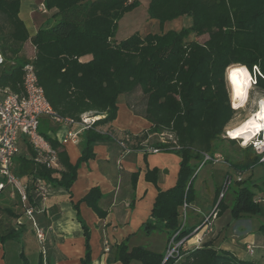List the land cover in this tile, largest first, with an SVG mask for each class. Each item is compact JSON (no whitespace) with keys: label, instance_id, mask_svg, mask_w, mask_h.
Segmentation results:
<instances>
[{"label":"trees","instance_id":"trees-1","mask_svg":"<svg viewBox=\"0 0 264 264\" xmlns=\"http://www.w3.org/2000/svg\"><path fill=\"white\" fill-rule=\"evenodd\" d=\"M43 5L54 10L50 25L40 26L31 35L19 17L20 0H0V49L5 58L0 66V87L20 92L23 67L30 62L58 117L78 120L85 112L101 113L104 117L80 133L81 154L74 163L64 145L50 134V119H41L38 131L56 150L60 168H48L35 161L34 150L23 140L27 155L16 157L14 166L15 174L30 186L23 208L33 207L34 217L39 211L37 206L42 201L32 189L33 179L40 178L50 187L69 191L79 165L94 157L96 144L112 141L123 153L118 137L127 134L134 150L145 144L180 157L175 184L158 190L150 217L141 230L146 235L154 230L164 231L168 241L179 230L175 239L181 240L192 231L181 227L179 208L184 201L191 204L195 200V163L205 153L215 155L216 141L236 113L230 104L225 70L230 65H242L253 75L255 87L264 92V0H148L150 18L163 23L188 15L191 24L179 31L144 36L134 32L118 42L114 39L118 21L134 10L139 0H43ZM191 35L193 39L189 38ZM204 36L203 41L198 40ZM27 42L34 50L31 57L22 51ZM136 93L143 99L141 115L150 123L147 130L133 134L127 130L98 129L116 119L121 95ZM242 151L244 158L240 162H229L240 174L261 163L260 156L249 146L242 147ZM137 177V172L131 174L132 188ZM144 178L156 184L158 170L147 169ZM229 180L226 178V184ZM248 181H233V199L227 205L221 197L216 205L218 213L228 207L232 219L261 214L259 196L251 190L254 182ZM102 195L97 186L91 187L73 207L78 212V203L84 202L99 218H105L106 211L99 204ZM77 218L85 243L82 264H90L89 230L79 215ZM21 231L20 227L13 229L1 235L0 241L17 237ZM259 231L264 233V223ZM163 258L164 252L142 246L129 248L124 242L114 252V259L122 264H174V260L163 262ZM22 263L28 264L24 256ZM39 264H43L42 259ZM179 264L254 262L217 250L208 241L183 249Z\"/></svg>","mask_w":264,"mask_h":264},{"label":"crops","instance_id":"crops-1","mask_svg":"<svg viewBox=\"0 0 264 264\" xmlns=\"http://www.w3.org/2000/svg\"><path fill=\"white\" fill-rule=\"evenodd\" d=\"M53 11L44 7L43 0H20L19 17L31 35L40 26L50 25ZM132 12L133 10L124 14L121 19L126 22L125 19L132 15ZM140 30L141 27L128 24L122 33L123 36L134 32L140 34ZM114 39L117 42L121 40L115 37ZM120 97H122L121 103ZM120 97L116 119L110 124L101 126L100 130L103 132L127 130L133 134L147 130L150 123L141 115L144 104L134 107L130 100L131 96ZM48 123L52 127L50 134L58 140H61L67 131L77 129L76 126L53 123L51 120ZM79 135L75 141L63 144L72 163L77 162L81 154ZM23 140H25L23 137L19 139L16 157L27 155ZM93 151L94 157L79 165L78 176L69 191L50 187L48 198L37 206L39 211L35 219L45 232L43 247L24 213L18 196L12 195L9 187L0 192V236L18 227L22 230L17 237L0 241V264H23L22 256L26 258L28 264H39L40 259L43 264H82L85 243L78 215L89 230L90 264H122L114 259L115 248L121 242L127 244L129 248L142 246L156 252L165 251L167 242L157 241L155 230L146 235L141 230V226L150 217L158 190L168 189L175 184L180 157L169 151L146 155L140 150L121 153L118 145L112 141L96 144ZM16 165L17 162H14V166ZM153 168L158 170L156 184L144 178L146 170ZM210 170L211 174H219L223 178L228 173L221 167L212 166ZM134 172L138 173V177L135 188H132L130 179ZM221 182L222 177L217 187L213 185L208 189L209 199L203 203V206L194 185L195 200L191 203L192 208L188 211L187 220L182 227L184 230H192L187 235L184 248H194L196 239L201 238V243L210 241L213 248L229 251L240 260L264 264V233L259 231L261 223L258 224V221L254 220L256 215L232 219L228 207L219 213L215 207L216 216L209 221L210 229L206 231L203 227L196 236L193 235L195 228L200 226L204 218L213 211L217 193L223 184ZM94 186L103 193L99 204L106 211L105 218H99L84 202L78 203V212L73 207V204ZM263 203H260L261 214L258 215L264 220ZM104 240L109 242L108 251L104 250ZM247 246L253 247L252 254L247 251ZM41 248H44V253L41 252ZM255 249L259 250L256 255ZM130 264L140 263L131 261Z\"/></svg>","mask_w":264,"mask_h":264},{"label":"built area","instance_id":"built-area-1","mask_svg":"<svg viewBox=\"0 0 264 264\" xmlns=\"http://www.w3.org/2000/svg\"><path fill=\"white\" fill-rule=\"evenodd\" d=\"M2 52L3 51L0 49V66H3L5 63V58ZM262 100H259V108ZM230 104L233 108L232 100L230 101ZM233 109L237 111L238 108ZM103 117V114L96 112H85L80 115L78 120L58 117L50 103L47 101L43 88L38 83L33 64L30 62L26 63L23 67V79L20 92H12L9 88L0 87V176L2 177V180L0 181V192L6 187H9L12 195H17L21 203L26 202L28 198L27 191L30 189L29 184L24 183L14 172V162L18 153V142L21 137L25 138L34 150L35 161L44 164L48 168H60L56 150L51 148L49 143L38 131L41 119L49 118L56 123L65 124L67 126H76V130L67 131L65 136L59 140L61 144H66L69 141H75L83 130L91 128L97 120ZM228 124L224 128L222 137L234 139L242 147L249 146L256 155L260 156L259 162L264 163V122L262 123V126L251 132L250 138L247 141L241 137L233 138L232 135H230V130L235 126ZM98 129H100V127H98ZM118 144L123 149V153H128L134 150L130 147L132 142L127 134L118 137ZM140 151L156 153L160 150L144 144ZM203 155L205 159H211L213 162H218L221 159V155L219 154L208 156L205 153ZM31 186L41 201H45L48 198L50 186L42 179H33ZM219 195L222 197V191ZM257 202H264V197H258ZM191 208V204L186 201L181 204L179 208V217L182 221L181 227H183L186 222L188 211ZM24 213L30 220L34 233L41 244V247H43L45 232L38 225L34 217V208H26L24 209ZM215 216L216 210H213L204 218L202 224L195 228L193 235L196 236V233L203 227L208 231L211 227L209 221ZM178 233L179 230L169 239V241H167L168 243L166 244L164 251L163 262L172 259L174 260V264H179L182 257V250L185 249L184 246L186 243L185 241H187V236L177 241L175 236ZM196 241L197 242L193 244L194 248L199 247L202 244L201 238H197ZM108 249L109 242L104 240V250L108 251ZM246 249L250 254L253 253L252 246H247ZM41 252L44 253V248H41Z\"/></svg>","mask_w":264,"mask_h":264},{"label":"rangeland","instance_id":"rangeland-1","mask_svg":"<svg viewBox=\"0 0 264 264\" xmlns=\"http://www.w3.org/2000/svg\"><path fill=\"white\" fill-rule=\"evenodd\" d=\"M147 6H148V0H139V5L133 10L132 15L128 16L127 19H125L126 22L124 21V19H121L119 21V27L117 33L115 34V38L124 39L125 37H127L125 35H130V34H124L123 36L122 33L123 29L128 24L130 25L134 24L135 26L141 27L140 34L142 35H145L146 33H163L168 30L179 31L181 28H186L191 24V18L188 15L180 16L175 19L166 20L163 23H160L157 19L149 17L147 13ZM131 17H133V20H131L130 22ZM126 33H130V32H126ZM189 38L193 39L194 37L191 35ZM204 38L205 36L198 38V40L203 41ZM22 51L26 57H31L34 54L33 47L28 42L24 45V49ZM1 69L2 68L0 67V71ZM250 76H251L250 88L247 92L246 102L243 106L237 109L236 113H234L233 118L229 122V124L232 126H235L241 121L245 120L248 117V115L255 113L259 108V100L264 99L263 97L264 92H261L257 87H255L254 77L252 74ZM225 84L229 93L226 77H225ZM229 98H230V94H229ZM121 99L122 97H120L119 99L120 103H121ZM130 100L133 102L134 107L136 105L143 104V99L140 93L131 95ZM216 143H217V148L215 153L221 155L220 161L213 162L211 159H205L203 157L202 159L196 161L195 163L196 170H195L194 185L197 188V195L201 200L200 202L201 205L203 206L204 205L203 203L208 201L209 199L208 189H210L211 186L213 185L217 187L220 181V177H222L221 183H223L220 192L222 191V200H224V202L227 205H229L233 199V193L231 192V187L235 179L236 180L248 179L249 180L248 182H254V185H251V190L253 189L256 192V196L263 197L264 196V163H258L251 170L245 171L244 173L240 174L233 167L229 165V162L237 163L244 158V152L242 151V146L236 141L235 143H231L226 138L222 139V137L221 139L216 141ZM212 166L226 169L228 173L225 176V178H223V176H220L219 174L216 175H213V173L211 174L210 169ZM226 178H230L228 184H226ZM228 185H230L229 189H228ZM220 199L221 197L220 195H218L213 210L215 209ZM254 220H257L258 224L264 223V220L261 218V215H256L254 217ZM253 225H255V222L253 223ZM155 236L157 241H161V242L168 241V236L164 231H156ZM258 251H259L258 249H255L254 252L255 255L257 254Z\"/></svg>","mask_w":264,"mask_h":264},{"label":"bare ground","instance_id":"bare-ground-1","mask_svg":"<svg viewBox=\"0 0 264 264\" xmlns=\"http://www.w3.org/2000/svg\"><path fill=\"white\" fill-rule=\"evenodd\" d=\"M233 69H243L245 71H237L232 74ZM226 81L228 84L229 94L232 98L233 108H239L246 102L247 92L250 88V74L242 65H230L225 72ZM260 108L257 112L248 115V117L235 125L230 130V135L233 138L241 137L245 141L249 140L251 132L254 129L262 126L264 122V100L260 102Z\"/></svg>","mask_w":264,"mask_h":264},{"label":"snow or ice","instance_id":"snow-or-ice-1","mask_svg":"<svg viewBox=\"0 0 264 264\" xmlns=\"http://www.w3.org/2000/svg\"><path fill=\"white\" fill-rule=\"evenodd\" d=\"M237 71H245V70H243V69H233L232 70V74L234 75V73L237 72Z\"/></svg>","mask_w":264,"mask_h":264}]
</instances>
